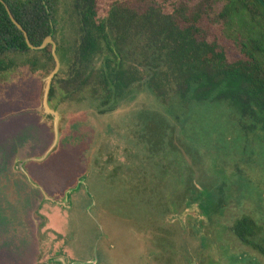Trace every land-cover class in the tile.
<instances>
[{
    "label": "rangeland",
    "instance_id": "374dc122",
    "mask_svg": "<svg viewBox=\"0 0 264 264\" xmlns=\"http://www.w3.org/2000/svg\"><path fill=\"white\" fill-rule=\"evenodd\" d=\"M33 56L0 74V264H264L263 130L245 128L223 103L190 116L179 136L190 149L184 165L207 188L168 219L135 188L174 160L169 147L147 152L146 119L159 118L151 93L141 89L103 115L60 103L56 126ZM21 168L65 205L46 201ZM243 216L263 230L251 239L257 251L232 230Z\"/></svg>",
    "mask_w": 264,
    "mask_h": 264
},
{
    "label": "trees",
    "instance_id": "16d2710c",
    "mask_svg": "<svg viewBox=\"0 0 264 264\" xmlns=\"http://www.w3.org/2000/svg\"><path fill=\"white\" fill-rule=\"evenodd\" d=\"M3 1L32 45L48 36L57 44L61 67L48 100L53 111L71 103L109 114L141 89L155 98L158 111L152 114L160 120L146 119L147 152L169 147L174 160L153 173L150 185L135 188L168 219L200 194L196 182L201 184L184 165L190 149L179 139L190 116L202 105L223 103L242 124L248 122L245 128L264 131V8L257 0ZM4 4L0 1V74L32 53L31 70L48 78L55 68L52 45L29 48ZM155 179L160 182L153 184ZM232 230L260 249L249 239L260 232L251 217L238 218Z\"/></svg>",
    "mask_w": 264,
    "mask_h": 264
},
{
    "label": "water",
    "instance_id": "95a60500",
    "mask_svg": "<svg viewBox=\"0 0 264 264\" xmlns=\"http://www.w3.org/2000/svg\"><path fill=\"white\" fill-rule=\"evenodd\" d=\"M0 1L4 4V1L3 0H0ZM257 1L264 8V0H257ZM4 5L6 7V10L8 12V15H9L10 19L12 20V22L18 27V29H20L21 31H23L24 36H25V39H26V42H27V45L29 46V48H31L32 50H42V49L46 48L48 45H52V55H53V58H54V61H55V68L52 71V73L49 75V77L47 78L46 86H45V89H44L43 103H44V107H45L47 113L50 114L51 116H54L55 117V122H56L55 125L57 126L58 121H59L58 115L53 110L50 109L49 102H48V100H49V93H50V89H51L52 82H53L54 78L56 77V75L59 73L60 67H61L60 60H59V58L57 56V53H56V51H57V44L53 40V38L51 36H48L43 41V43L40 46H34V45H32L31 42H30V40H29V38H28V35H27L26 31L23 30V28L21 27V25L15 20V18L13 16V14L11 13L9 7L6 4H4ZM57 136L58 135H57V132H56V139H55V142H54L53 146L50 148V150L46 153V155L42 159L47 158L53 152V150H54V148H55V146L57 144ZM21 169H22V172L26 175L27 179L30 181V183L34 187H38L37 185H35V184L32 183L31 178L29 177L27 171L25 169H23V168H21ZM197 187L200 190H203L199 185H197ZM38 188L42 190V192L44 194V199L46 201H50L52 203H56V204H60V205H65L64 203L57 202L52 197H49L44 192V190L41 187H38ZM204 192L206 193V191H204ZM67 207H70V206H67Z\"/></svg>",
    "mask_w": 264,
    "mask_h": 264
},
{
    "label": "crops",
    "instance_id": "0c3cea01",
    "mask_svg": "<svg viewBox=\"0 0 264 264\" xmlns=\"http://www.w3.org/2000/svg\"><path fill=\"white\" fill-rule=\"evenodd\" d=\"M258 226V225H257ZM261 226H263V224H261ZM258 227H260V225L258 226ZM260 233H261V236L263 235V230L261 229V227H260V232L257 234V235H255L254 237H259L260 236ZM254 237H252V238H249L250 240L251 239H253ZM242 242V241H241ZM252 242V241H251ZM243 244H245L244 242H242ZM245 245H247L248 247H251V249L252 250H258L257 248H255V247H253V246H251V245H248V244H245ZM257 245V244H256ZM262 256L264 257V253H262ZM263 259V258H262Z\"/></svg>",
    "mask_w": 264,
    "mask_h": 264
},
{
    "label": "flooded vegetation",
    "instance_id": "af4514ba",
    "mask_svg": "<svg viewBox=\"0 0 264 264\" xmlns=\"http://www.w3.org/2000/svg\"><path fill=\"white\" fill-rule=\"evenodd\" d=\"M92 203V202H91ZM93 204V203H92ZM95 206V205H94ZM65 260V259H64ZM64 260L62 259V261H60V262H57L56 264H65L64 263ZM93 264V263H92ZM98 264H100V263H98Z\"/></svg>",
    "mask_w": 264,
    "mask_h": 264
}]
</instances>
